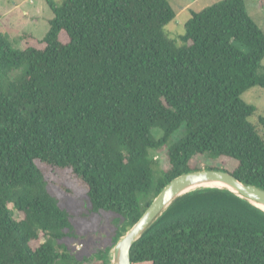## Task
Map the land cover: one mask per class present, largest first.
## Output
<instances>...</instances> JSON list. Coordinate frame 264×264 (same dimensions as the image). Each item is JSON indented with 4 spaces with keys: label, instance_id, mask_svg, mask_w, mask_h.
Returning a JSON list of instances; mask_svg holds the SVG:
<instances>
[{
    "label": "trees",
    "instance_id": "16d2710c",
    "mask_svg": "<svg viewBox=\"0 0 264 264\" xmlns=\"http://www.w3.org/2000/svg\"><path fill=\"white\" fill-rule=\"evenodd\" d=\"M48 4L49 31L23 34V50L0 24V264H80L62 244L78 237L74 215L53 187L86 194L83 216H119L112 243L86 264H111L119 238L184 173L226 170L264 189V135L242 99L264 87V31L245 0L192 11L179 41L165 30L177 16L168 0ZM165 147L169 166L156 181L153 153ZM131 259L264 264V212L225 189L195 190L134 243Z\"/></svg>",
    "mask_w": 264,
    "mask_h": 264
},
{
    "label": "rangeland",
    "instance_id": "374dc122",
    "mask_svg": "<svg viewBox=\"0 0 264 264\" xmlns=\"http://www.w3.org/2000/svg\"><path fill=\"white\" fill-rule=\"evenodd\" d=\"M53 1L61 4L65 0H0V24L4 27V36L10 41L14 48L23 50L25 39L23 34H33L35 38L42 39L50 29V20L54 14L48 2ZM176 11V19L166 26L167 34L179 41L181 35L186 32V23L192 16V11L200 12L222 0H168ZM248 13L264 31V0H245ZM260 72H264V59ZM242 99L256 108L252 121H257L262 134L264 135V87L255 86L242 96ZM260 118V119H259ZM185 132L182 126L171 138V141H178ZM156 137L162 136L160 129H154ZM167 147L153 153L157 159L154 179L157 181L163 171L167 170L169 163L165 156ZM221 162L228 163L226 159ZM232 169V167H228ZM53 191L60 201V206L67 209L74 215L73 224L78 237L68 238L62 241L70 249L80 264H86L85 259L95 256L99 249L108 247L118 228V215L113 212L100 211L83 216V213H90L91 204L86 194L79 196L69 194L61 188L53 187ZM15 218L19 219L18 212ZM40 242H36L37 247ZM74 264V263H71ZM149 264V263H142Z\"/></svg>",
    "mask_w": 264,
    "mask_h": 264
},
{
    "label": "water",
    "instance_id": "95a60500",
    "mask_svg": "<svg viewBox=\"0 0 264 264\" xmlns=\"http://www.w3.org/2000/svg\"><path fill=\"white\" fill-rule=\"evenodd\" d=\"M213 183L222 186L210 185ZM203 188L228 190L264 212V189L247 184L226 170L202 169L184 173L170 181L155 197L141 218L114 245L111 264H133L131 250L143 234L182 196ZM260 204V205H259Z\"/></svg>",
    "mask_w": 264,
    "mask_h": 264
},
{
    "label": "bare ground",
    "instance_id": "6f19581e",
    "mask_svg": "<svg viewBox=\"0 0 264 264\" xmlns=\"http://www.w3.org/2000/svg\"><path fill=\"white\" fill-rule=\"evenodd\" d=\"M210 185H214V186H222V184H219V183H213V184H210ZM260 205V204H259ZM260 207L264 208L263 205H260Z\"/></svg>",
    "mask_w": 264,
    "mask_h": 264
}]
</instances>
